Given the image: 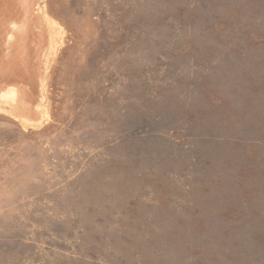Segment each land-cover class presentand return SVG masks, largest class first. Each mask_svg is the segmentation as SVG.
I'll use <instances>...</instances> for the list:
<instances>
[{"label":"rangeland","instance_id":"1","mask_svg":"<svg viewBox=\"0 0 264 264\" xmlns=\"http://www.w3.org/2000/svg\"><path fill=\"white\" fill-rule=\"evenodd\" d=\"M44 3L65 40L43 123L0 113V264H264V0Z\"/></svg>","mask_w":264,"mask_h":264},{"label":"bare ground","instance_id":"2","mask_svg":"<svg viewBox=\"0 0 264 264\" xmlns=\"http://www.w3.org/2000/svg\"><path fill=\"white\" fill-rule=\"evenodd\" d=\"M44 1L0 0V73L12 67L37 71L38 95L33 104L25 99L29 88L0 83V113L15 120L22 117L19 123L24 128H37L46 118L49 74L65 40V31L49 17ZM26 103L29 109L23 108Z\"/></svg>","mask_w":264,"mask_h":264},{"label":"water","instance_id":"3","mask_svg":"<svg viewBox=\"0 0 264 264\" xmlns=\"http://www.w3.org/2000/svg\"><path fill=\"white\" fill-rule=\"evenodd\" d=\"M35 77V80L32 78ZM7 85H23L29 88V93L25 92V99L29 103H34L38 95L37 71L29 69L28 73L23 72L19 67H12L8 72L0 73V83Z\"/></svg>","mask_w":264,"mask_h":264}]
</instances>
